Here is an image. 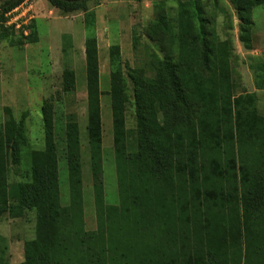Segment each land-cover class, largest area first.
<instances>
[{
	"label": "trees",
	"instance_id": "1",
	"mask_svg": "<svg viewBox=\"0 0 264 264\" xmlns=\"http://www.w3.org/2000/svg\"><path fill=\"white\" fill-rule=\"evenodd\" d=\"M24 1L10 0L0 12L5 15ZM45 1L63 17L84 12L86 31L94 29L95 14L87 7L91 0ZM234 4L247 42L252 9L264 6V0H234ZM193 25L187 24L199 39L201 33ZM12 29H4L0 40ZM34 35L31 31L29 42L36 43ZM210 52V44L204 43L199 58L209 71ZM85 54L86 129L97 229L85 228L77 120L69 117L65 126L69 204L64 206L51 106L43 109L44 149L31 153L30 173L22 181L18 175L11 180L10 168L20 165L28 141L8 114L0 126V220L32 212L36 221L34 238L25 243L20 264H264V116L251 106L252 97L235 96L225 58L210 77L195 76L184 86L177 65L165 61L160 91L168 104L187 114L166 110L161 122L158 115L147 118L146 97L139 91L137 128L131 131L126 125L119 47L112 48L110 98L118 202L108 205L100 67L93 33L85 41ZM64 78L74 90V73L66 71ZM238 210L242 215L232 223ZM6 251L7 247L0 250V264H7Z\"/></svg>",
	"mask_w": 264,
	"mask_h": 264
},
{
	"label": "rangeland",
	"instance_id": "2",
	"mask_svg": "<svg viewBox=\"0 0 264 264\" xmlns=\"http://www.w3.org/2000/svg\"><path fill=\"white\" fill-rule=\"evenodd\" d=\"M10 0H0V7ZM38 0H32L35 18L22 30L12 29L0 40V126L10 114L21 126L27 138L22 149L20 165L11 166L10 178L18 180L30 173L31 153L45 146L43 109L51 106L58 146L62 204H69V187L65 160V126L74 117L80 127L84 188V221L87 231L97 229L90 155L87 137V78L85 41L90 33L97 39L100 89L102 91V120L104 147L105 199L108 205L118 202L117 178L114 165L113 128L111 114V52L119 47L126 96V125L137 128V94L146 99L147 118L157 116L161 122L164 112L186 115L172 103L168 104L159 78L163 63L177 65L183 86L195 76L207 79L225 58L231 70L236 97H252V105L264 116V6L252 9L249 40L236 10L234 0H91L88 11L94 12V29L86 31L85 13L75 12L67 17L48 6L40 11ZM40 4L45 2H39ZM5 16L0 12V34ZM201 33L189 30L187 24ZM32 27V29H31ZM35 31L36 43L28 41ZM207 36L203 35V32ZM193 32V33H192ZM192 33V34H191ZM209 43V66L201 61L203 44ZM249 45V47H247ZM213 56L216 61L212 62ZM72 71L75 89L65 84L64 73ZM160 72V73H159ZM140 84L142 88L138 85ZM67 88V89H66ZM157 88L158 90H155ZM186 90V89H185ZM26 179V178H25ZM242 211L233 216L240 219ZM35 214L15 218L7 215L0 220V250L7 247L3 261L7 264L24 262V246L35 235ZM240 229V225L237 226Z\"/></svg>",
	"mask_w": 264,
	"mask_h": 264
},
{
	"label": "built area",
	"instance_id": "3",
	"mask_svg": "<svg viewBox=\"0 0 264 264\" xmlns=\"http://www.w3.org/2000/svg\"><path fill=\"white\" fill-rule=\"evenodd\" d=\"M4 16L6 19L3 25L6 28L14 27L16 30H22L28 27L35 18L32 0H25Z\"/></svg>",
	"mask_w": 264,
	"mask_h": 264
},
{
	"label": "crops",
	"instance_id": "4",
	"mask_svg": "<svg viewBox=\"0 0 264 264\" xmlns=\"http://www.w3.org/2000/svg\"><path fill=\"white\" fill-rule=\"evenodd\" d=\"M40 1L41 2L44 1L46 5H44L43 3L40 4L39 3ZM36 4H39V6H40L39 8L41 9L40 11H44L46 9V7L48 6V4H47V2L45 0H38V2Z\"/></svg>",
	"mask_w": 264,
	"mask_h": 264
},
{
	"label": "water",
	"instance_id": "5",
	"mask_svg": "<svg viewBox=\"0 0 264 264\" xmlns=\"http://www.w3.org/2000/svg\"><path fill=\"white\" fill-rule=\"evenodd\" d=\"M19 0H14V2H18Z\"/></svg>",
	"mask_w": 264,
	"mask_h": 264
}]
</instances>
